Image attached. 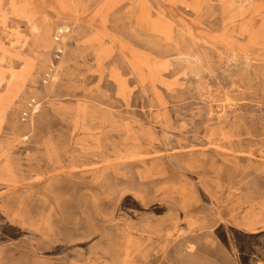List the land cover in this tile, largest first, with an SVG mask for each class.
I'll return each mask as SVG.
<instances>
[{"label":"rangeland","instance_id":"374dc122","mask_svg":"<svg viewBox=\"0 0 264 264\" xmlns=\"http://www.w3.org/2000/svg\"><path fill=\"white\" fill-rule=\"evenodd\" d=\"M0 264H264V0H0Z\"/></svg>","mask_w":264,"mask_h":264},{"label":"built area","instance_id":"2783aa9c","mask_svg":"<svg viewBox=\"0 0 264 264\" xmlns=\"http://www.w3.org/2000/svg\"><path fill=\"white\" fill-rule=\"evenodd\" d=\"M34 106H36V102L35 101H32V102L29 103L28 112L24 113V116H26L25 118L30 116L31 112L33 111Z\"/></svg>","mask_w":264,"mask_h":264},{"label":"bare ground","instance_id":"6f19581e","mask_svg":"<svg viewBox=\"0 0 264 264\" xmlns=\"http://www.w3.org/2000/svg\"><path fill=\"white\" fill-rule=\"evenodd\" d=\"M37 108V107H36Z\"/></svg>","mask_w":264,"mask_h":264}]
</instances>
